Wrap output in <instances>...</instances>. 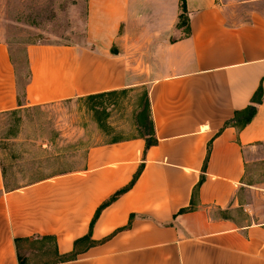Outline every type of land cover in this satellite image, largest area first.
Wrapping results in <instances>:
<instances>
[{"label":"crops","instance_id":"1","mask_svg":"<svg viewBox=\"0 0 264 264\" xmlns=\"http://www.w3.org/2000/svg\"><path fill=\"white\" fill-rule=\"evenodd\" d=\"M185 2V12L175 0L144 17L138 0H87L86 40L29 44L23 86L0 39V113L146 83L158 138L82 152L63 150L65 139L11 140L39 150L18 151L27 161L0 150V264H264V219L244 201L256 193L247 154L264 143V0L239 2L252 7L240 21L222 0ZM259 86L250 123L227 124ZM69 150L81 158L64 162ZM43 157L54 168L43 169ZM86 235L96 243L76 259L29 257L72 253Z\"/></svg>","mask_w":264,"mask_h":264},{"label":"rangeland","instance_id":"2","mask_svg":"<svg viewBox=\"0 0 264 264\" xmlns=\"http://www.w3.org/2000/svg\"><path fill=\"white\" fill-rule=\"evenodd\" d=\"M222 1L229 4L227 9L238 12L231 16L232 21L248 18L252 7L238 4L245 0ZM174 2L138 0L136 10L145 17L152 11L174 10ZM256 8L264 11V3L257 4ZM86 17L87 0H0V39L9 44L21 86L30 76L27 46L33 43H83L87 36ZM145 22V18L140 19L139 25L144 27ZM125 89L94 99L81 97L0 113V150L7 152L9 161H27L34 158L22 157L19 152L39 149L29 143L19 146L10 143L11 140L65 139L71 142L63 150L73 147L82 152L90 145L137 137L145 123L146 115L140 114L146 112L148 88L146 83H140ZM70 152L64 162L77 161L82 156L76 153L72 156ZM42 153L45 155L46 152ZM247 157L249 168L245 181L259 193L246 192L244 201L256 204L255 218L264 219V143L252 148ZM44 158L48 157H43V169L54 168V161ZM23 251L28 250L24 247ZM29 257L31 260L55 259L52 249L30 251Z\"/></svg>","mask_w":264,"mask_h":264},{"label":"trees","instance_id":"3","mask_svg":"<svg viewBox=\"0 0 264 264\" xmlns=\"http://www.w3.org/2000/svg\"><path fill=\"white\" fill-rule=\"evenodd\" d=\"M181 7H182V10L184 12L187 11L185 0H182ZM184 12L180 15V19H181L180 25L188 24V17L185 16ZM188 29H189V27H188ZM125 90L126 89L100 92V93H95V94H90V95L84 96V98L94 99L97 97H103V96H107V95L114 94V93H117L120 91H125ZM262 98H263V87L259 86L258 90L256 91V93L253 96L252 103L250 105H248L245 109L237 111L236 116L231 121H228L227 124L234 123L236 125H239L240 127L246 126L248 123H250V121L256 115L257 109H258V104L262 102ZM146 101H147L146 112H143L140 114V115L145 114L146 118L143 120V121H145V123L143 124L144 127L140 128L141 133L139 136L146 139L147 147H149L151 145L157 144L158 138H157L156 133H155L148 90L146 92ZM98 111L99 110H96V112H98ZM99 113H101V112H99ZM103 113H106V112H103ZM197 188L198 187H196V189L194 190V196L197 193L196 192ZM120 193H121V191L117 192L114 196H112V198L110 200L104 202L100 206V208L98 209L97 214L100 212V210L103 207H105L111 201H113ZM193 207L194 206L192 203V206H190L189 208L182 209L181 212L186 211L188 209H193ZM94 243H96V241L91 238V235H86V236H84L80 239H77L75 241V249L72 253L60 254L58 252L57 248L52 249L54 252V255H55V259L53 258V260L57 262V261H67V260H71V259H76L80 253H82L87 247H89L90 245H93ZM20 262H21V264H26V262L21 259V256H20Z\"/></svg>","mask_w":264,"mask_h":264}]
</instances>
